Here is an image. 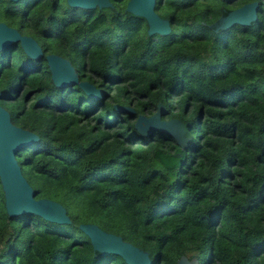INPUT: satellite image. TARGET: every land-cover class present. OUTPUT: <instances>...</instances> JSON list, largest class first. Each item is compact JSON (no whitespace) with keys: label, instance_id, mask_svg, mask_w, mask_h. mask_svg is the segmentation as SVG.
<instances>
[{"label":"trees","instance_id":"1","mask_svg":"<svg viewBox=\"0 0 264 264\" xmlns=\"http://www.w3.org/2000/svg\"><path fill=\"white\" fill-rule=\"evenodd\" d=\"M0 3V21L43 50L32 58L18 41L0 50V104L39 136L16 158L35 197L61 202L71 220L8 214L0 186V264H128L94 249L82 222L147 250L151 264L182 254L198 264H264L263 9L250 24L216 30L208 24L218 3L184 15L172 4L171 31L150 35L124 5L110 17L59 0ZM50 52L103 97L55 85ZM158 102L186 124L184 144L135 128Z\"/></svg>","mask_w":264,"mask_h":264},{"label":"water","instance_id":"2","mask_svg":"<svg viewBox=\"0 0 264 264\" xmlns=\"http://www.w3.org/2000/svg\"><path fill=\"white\" fill-rule=\"evenodd\" d=\"M67 4L79 8H92L98 5L101 9L115 11L108 0H67ZM125 10L144 17L147 22V33L166 35L171 31L170 20L154 11V0H129ZM258 2H247L231 9L210 25L216 30L226 29L233 24H250L257 19ZM18 41L32 58H39L43 50L35 37L22 34L16 27L0 21V50L9 43ZM53 83L57 86L78 85L88 96L102 98L104 91L88 79H80L71 61L54 52L44 55ZM114 107L129 113L135 110L131 105L114 104ZM167 109L161 102L150 114L140 113L134 121L135 128L142 134L155 130L172 136L178 144L186 141V124L178 117H166ZM39 136L11 120L10 112L0 104V186L8 214L33 212L45 219L67 223L70 217L65 206L52 198L35 197L34 190L21 171L16 152L21 147L37 140ZM79 227L88 235L93 248L102 254L110 252L120 255L128 264H151L147 250L124 240L121 235L106 231L94 222H82ZM176 264H198L196 257L188 258L182 254Z\"/></svg>","mask_w":264,"mask_h":264},{"label":"flooded vegetation","instance_id":"3","mask_svg":"<svg viewBox=\"0 0 264 264\" xmlns=\"http://www.w3.org/2000/svg\"><path fill=\"white\" fill-rule=\"evenodd\" d=\"M10 1L15 3L16 6L20 5L18 4V2L21 1V6H24L25 3H27L28 1L39 2L41 0H10ZM50 1H55V0H50ZM59 1H62V2L66 1L67 3V0H59ZM108 1L114 7L115 11L101 9L98 5H96L92 8H82L80 10V13H82L84 16L85 15L97 16L101 14L109 15L110 17L117 16L120 13L119 10L121 6L124 5V10H125V6L129 0H108ZM253 1L258 2V12L257 13L262 11V9L264 10V0H154V11L158 13L160 16L169 19L172 17V14H171V11L173 10L172 4L177 5L178 12L184 15L186 10L188 9L190 10L196 4H197L196 6H200L201 3L204 4V6H206L207 8V11L210 12L212 11V4L218 3L219 14L217 18H219L220 16L226 14L231 9L236 8L244 3L253 2ZM195 13L198 15L197 10H195ZM207 16L210 17L211 15L208 14ZM217 18H215L213 21H215ZM212 22H210L208 25H210Z\"/></svg>","mask_w":264,"mask_h":264},{"label":"rangeland","instance_id":"4","mask_svg":"<svg viewBox=\"0 0 264 264\" xmlns=\"http://www.w3.org/2000/svg\"><path fill=\"white\" fill-rule=\"evenodd\" d=\"M18 4H21V1L18 2ZM1 7L3 8V3H0V9H1ZM80 9H82V8H80ZM79 11H80V10H79Z\"/></svg>","mask_w":264,"mask_h":264}]
</instances>
